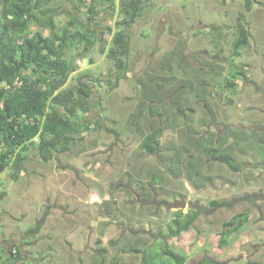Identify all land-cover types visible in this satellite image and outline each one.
Instances as JSON below:
<instances>
[{
    "label": "rangeland",
    "instance_id": "obj_1",
    "mask_svg": "<svg viewBox=\"0 0 264 264\" xmlns=\"http://www.w3.org/2000/svg\"><path fill=\"white\" fill-rule=\"evenodd\" d=\"M255 2L245 17L250 46L233 56L237 17L244 12L243 0H152L149 10L129 29L130 75L114 91H109L103 82L94 92L100 105L94 107L92 117L100 127L84 135L70 152L49 163H41L29 154L16 176L12 169L0 175V190L5 193L0 200V238L9 242L7 246L20 243L19 264H92L95 242L103 227H107L106 235L117 241L118 248L130 245L125 243L128 235L137 230L139 241L150 244L152 235L164 230L174 211L154 205L139 207L137 197H141L136 183L150 182L149 176H142L143 171L150 170L155 176L165 174L163 185L153 191L156 201L171 202L184 197L183 212L206 208L211 201L241 199L234 206L201 215L187 233L170 241L175 251L186 255L187 262L197 260L204 249H212L211 237L219 233L223 222L247 212L249 219L240 235L241 248L237 252L226 249L225 254L232 257L229 264L249 260L264 264V164L249 154L248 159L243 156L242 162V155L238 154L237 175L222 167L217 172H221V177L207 185L200 180L199 188L182 171L188 156L203 159L193 146L197 136H207V132L216 141L226 125L241 130L264 128V0ZM59 20L65 23L67 18L61 16ZM104 25L113 26V22ZM90 57L93 63L83 59L79 70H88L93 78L103 80L111 62L99 46ZM180 62L188 68L220 74L221 79L202 83L213 98L212 109L199 110L186 100L187 88L200 86H195L196 82L187 88L180 86L192 82L177 67ZM232 68L244 69L249 83L239 79L233 89L223 87L222 81ZM142 79L152 86H163L159 100H146L158 115L153 117L143 109L140 120L130 121L143 96ZM69 82L74 83L73 77ZM209 109L214 124L197 130L195 124L207 117ZM170 125L174 126L172 134ZM152 126L166 129L176 146L188 142L186 159L174 170L179 176L170 173L167 162L161 163L157 156L149 157L139 150L143 133ZM93 195L103 201L91 203ZM245 195L257 200L250 204L243 200ZM149 197L151 200L152 192ZM41 218L44 221L39 233L26 235ZM116 257L119 264L140 262L139 255L131 252L120 251Z\"/></svg>",
    "mask_w": 264,
    "mask_h": 264
},
{
    "label": "trees",
    "instance_id": "obj_2",
    "mask_svg": "<svg viewBox=\"0 0 264 264\" xmlns=\"http://www.w3.org/2000/svg\"><path fill=\"white\" fill-rule=\"evenodd\" d=\"M243 1L244 12L237 17L233 56H239L242 50L250 46L245 17L256 2ZM220 2L225 3L226 0ZM151 3L152 0H0V175L12 169L16 176L22 171L29 154L41 163H49L57 156L70 152L84 135L100 127L99 121H94L92 117L94 107L100 105V99L95 100L94 92L103 82L109 91H114L119 82L130 75L129 29L145 15ZM61 16L67 18L65 23L60 22ZM107 21H112L113 26L104 25ZM96 46L112 64L103 80L93 78L88 70H79L78 66V62L83 59L93 63L90 54ZM177 67L185 77H191L192 80L189 85L182 83L180 86L187 88L194 86L195 82V86H200L194 90L187 88L186 100L199 110L206 107L212 109L213 98L202 87V83H208L210 79H221L220 74L215 75L214 72L197 67L188 68L182 62ZM244 71L242 68H232L229 76L222 81L223 87L231 90L239 79L249 83ZM171 73L173 75V71ZM72 77L74 83L69 82ZM171 79L174 80V77ZM140 85L143 96L136 115L131 116L130 121L140 120L145 112L143 109H147L152 116L158 115L156 111H151L154 106L146 100L159 98L164 92L163 86H152L144 79ZM189 111L194 112L192 109ZM212 113L207 112V117L195 124V128L199 130L204 125H213L214 121L209 118ZM173 128L170 125L171 134ZM206 135L197 136L193 142L197 154L203 155V159L188 156L182 169L195 188H199L202 181L207 185L221 177V172H217L222 171V167L232 175H237L238 154L242 155V162L248 159L246 155L249 154L251 159L264 164V128L241 130L226 125L216 141L213 135L207 132ZM184 144L176 146L174 138L166 134V129L152 126L143 133L138 148L149 157L157 156L161 163L167 162L170 173L179 176L174 170L185 158L188 142ZM142 173V176H149L150 182H137V188L141 201L150 202L149 194L152 192L153 195V191L159 190L165 174L155 176L152 170ZM4 195L0 190V200ZM254 197L245 195L243 200L253 204L257 200ZM239 201L240 198L211 201L206 208L189 209L187 212L174 210L164 230L155 232L148 245L139 241L137 234L140 230H137L128 235L125 243L130 245L124 249L118 248L117 241L106 235L107 227H103L95 242L92 264H119L116 253L120 251L139 255L138 264H229L232 257L225 254L226 249L237 252L241 248L240 235H243L248 223L247 212L236 214L223 222L219 233L211 237L212 249H204L197 260L187 262L186 255L175 251L170 241L187 233L201 215L234 206ZM139 207L146 208L141 204ZM43 221L44 218L38 220L26 235H37ZM15 250L16 254L13 252ZM8 253L7 260L13 264L12 259L15 255L19 256L18 247L12 245ZM244 264L261 263L249 260Z\"/></svg>",
    "mask_w": 264,
    "mask_h": 264
},
{
    "label": "water",
    "instance_id": "obj_3",
    "mask_svg": "<svg viewBox=\"0 0 264 264\" xmlns=\"http://www.w3.org/2000/svg\"><path fill=\"white\" fill-rule=\"evenodd\" d=\"M156 197L153 198L150 202H142L139 197H137V201L141 205H154L157 209L162 207L167 211L170 210H184L186 208V202L184 197H179L178 199H174L171 202L167 201H156Z\"/></svg>",
    "mask_w": 264,
    "mask_h": 264
},
{
    "label": "flooded vegetation",
    "instance_id": "obj_4",
    "mask_svg": "<svg viewBox=\"0 0 264 264\" xmlns=\"http://www.w3.org/2000/svg\"><path fill=\"white\" fill-rule=\"evenodd\" d=\"M154 197L157 198V195L155 193H153V197L151 200H153ZM156 198H155V200H156ZM7 243H9V242H7V240L0 238V264H10L9 260H7V257H9L8 250L10 249V247L12 245H16L18 247V252H19V256L16 257V255H15V257L12 259L13 264H19V261L21 260V254H20V250H19L20 243L19 244L18 243L11 244V245L9 244V246H7ZM13 252H14V254H16V250Z\"/></svg>",
    "mask_w": 264,
    "mask_h": 264
},
{
    "label": "built area",
    "instance_id": "obj_5",
    "mask_svg": "<svg viewBox=\"0 0 264 264\" xmlns=\"http://www.w3.org/2000/svg\"><path fill=\"white\" fill-rule=\"evenodd\" d=\"M90 202L93 204H100L102 202V199H100L98 196L93 195L90 197Z\"/></svg>",
    "mask_w": 264,
    "mask_h": 264
}]
</instances>
